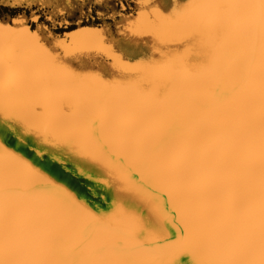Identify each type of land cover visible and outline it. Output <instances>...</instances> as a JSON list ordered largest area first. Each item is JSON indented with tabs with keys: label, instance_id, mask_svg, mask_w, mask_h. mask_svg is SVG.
Segmentation results:
<instances>
[{
	"label": "bare ground",
	"instance_id": "obj_1",
	"mask_svg": "<svg viewBox=\"0 0 264 264\" xmlns=\"http://www.w3.org/2000/svg\"><path fill=\"white\" fill-rule=\"evenodd\" d=\"M135 1L134 14L102 20L100 30L79 25L64 39L40 27L37 39L0 26V122L7 126L0 128V264H152L147 256L161 255L182 264H264V38L256 45L264 0ZM64 10L51 13L63 20ZM215 59L213 76L201 72ZM90 78L105 82L92 86ZM17 96H35L39 110L43 96L135 97L115 99L114 124L100 135L94 128L105 116L97 109L108 110L110 100L92 102L90 124L74 118L65 132L73 141L64 144L62 131L47 134V121L33 126L6 112ZM139 96H183L174 108L184 121L180 137L165 149L145 137L151 120L127 122L126 104L139 105ZM217 96L242 97L221 103ZM163 100V112L173 108ZM195 122L196 132L185 134ZM124 141L131 154L118 151ZM187 142L196 152L185 151ZM148 159L165 163L162 171L148 170ZM167 197L175 203L166 204L173 224L163 245L135 242V221L169 226L160 210Z\"/></svg>",
	"mask_w": 264,
	"mask_h": 264
},
{
	"label": "water",
	"instance_id": "obj_2",
	"mask_svg": "<svg viewBox=\"0 0 264 264\" xmlns=\"http://www.w3.org/2000/svg\"><path fill=\"white\" fill-rule=\"evenodd\" d=\"M191 3L194 5L193 0L191 1ZM188 7L190 8V3L188 5H186V7L184 9L185 12H186V10H188ZM0 26H3V29L5 27H9V28H13L17 31H21V30L26 29L27 31H24V32H28L30 35H33L34 37L36 36L35 38L38 39V37H41V35H39V33H38V29L32 28L30 26V24H28V22L22 18L13 19L11 22L0 21ZM81 28H91V29H98V30L101 29L100 27H81ZM259 35L260 36L258 38H256V45H259L260 41L264 38V32H263V34L259 33ZM61 37L63 38L64 36H61ZM244 37L248 41H251V39H252L251 35L246 31H245ZM34 42L39 43V44L43 43V41L42 42L34 41ZM174 42L180 43V41H174ZM175 51L176 52L174 54H180V52H178V50H175ZM161 55H163L165 57L166 51H165V53L164 52L161 53V51H160V57H161ZM122 59H123L122 61L128 65L143 64V62L141 60H140L141 62H139L138 59H136V60H126L124 58H122ZM151 61L156 62L157 60L153 59ZM144 62L147 63L149 61H144ZM218 62H219V60L215 59L214 61L208 63V65L205 68H203L201 70V72L206 71V72L211 74L210 70L212 67H214V66H212V64L216 63V65H218ZM46 66L49 68L48 65H46ZM237 68L238 67L236 65V67L231 69V70H234V72L237 73ZM231 70H229V72H231ZM224 73H225V70H224ZM189 77H190V75H188V78ZM90 79H95V78H90ZM191 79H192V77L189 80L191 81ZM136 80L139 81V79H136V78H132L130 81H136ZM173 81L177 87H180L182 85L181 82H183V80H180L181 82H178L175 79ZM104 82H105L104 78H100V80L95 79V81H93V82L90 81V83H92L90 85L97 87V86L102 85ZM132 85L134 86L135 83ZM43 97H44L43 98L44 108L42 110L37 109V107L35 106V105H37L35 96H17L16 98H19V99L17 100L15 107L8 109L6 112L15 111L14 112L15 114H17V113L21 114V117L23 118V120L27 124H32L33 126H35V125L36 126H42L43 122L47 121L46 127H44V125H43V128L45 129V131H49V132H47V134L52 135L51 133L53 131L60 130V131H62V136L59 138L63 139L62 143L69 144L68 142L73 141V137H71V133H65V132H67L66 131L67 128L71 127L70 125L73 122L74 118H76V119L81 118V120L86 119L87 120V121H85L86 127L88 124H90V119H89V118H91L90 117V108H91L90 106H91L92 102L96 101L98 103V105H100V104L104 105L107 100H110L109 101L110 107L108 110L102 111V108L99 109V107L97 109L101 112L99 117L102 118V116H105L104 123L100 124V122H98L94 128L95 134L100 135V134L104 133L105 130H108L111 127V123L114 124L115 111H114L113 107L111 108V106L112 105L117 106V104L115 103V99L122 98L124 103H129V101L132 100L135 96H98L97 100H95L94 96H60L59 98H57V96H43ZM185 97L187 99L189 98V100H190L191 97H193V96H185ZM198 97H200V96H198ZM205 97L210 98L211 96H205ZM217 97L222 100L221 103H223V102L232 103L235 100L241 98L242 96H217ZM139 98H140V104L137 106H132L131 104H126L127 105L126 109L128 111V114L126 115L127 122L132 124V125H135V123L138 122L137 119H140V118H141L140 121L141 120H145V121L151 120L152 122H151L150 126L148 127L150 131H148V132L145 131V134H146L145 137H149L148 139H150V141L157 140L161 149H165L166 147L171 145L174 142L173 141L174 138H175V140H176V138L179 139L180 136L178 134H176V131L179 129V123L181 121H183V119H181L179 117L178 113L175 111L176 109H174V108L176 107L177 99H182L183 96H167V98H166V96H139ZM1 99L2 98L0 96V100ZM163 99H167V101H168L167 103L170 104L169 106H171L173 108H171L169 111L163 112L162 104L166 103V102H164ZM196 101H198V100H196ZM72 104H75L77 107V112H75V113H73V111L71 110ZM87 105H89V107ZM173 105H175V106H173ZM171 110H173V111H171ZM188 113H190V112H188ZM53 116H55L56 119H54ZM191 116L195 117V121H196V118H197L196 115L194 114ZM185 119H186V121H188L187 120V114H185ZM2 123L0 122V128L7 127L4 124L2 127ZM69 123H70V125H69ZM71 128L74 129L73 127H71ZM131 128H132V126H131ZM196 129H197V123L195 122L194 124H191L187 128H185L184 133L189 134L191 132H196ZM68 134H70V135H68ZM49 138H50V136H49ZM1 140L2 139L0 138V141ZM126 142L127 141H124L123 143L119 144L120 148L118 147V151L120 152V154H126V155L131 154V152H132L130 149L131 143L128 146V144ZM3 146L6 147L7 145L4 144ZM191 146L192 145L190 142L186 143L185 151L187 153L189 151H190V153L196 152V151H192ZM7 147H6V149H7ZM146 147H148V150H151L152 148H154V146H151V148H149V146H146ZM147 153L151 154L152 157L154 156V154H152L149 151H147ZM143 158H147V157H143ZM150 159H148V160H150ZM32 162L33 161H31V163ZM151 163H152L151 160L148 163H146V167H148L147 168L148 170H150L154 167H158L156 163L155 164H151ZM183 164L186 166L188 164V161L185 160ZM164 165H165V163L160 164V166L157 168L158 173H160L162 171V169H163L162 167ZM183 168L184 167H182L181 169H183ZM49 179L50 178H48V180ZM33 181L37 185L41 184L43 187V183H42L41 179L33 178ZM187 198L190 201L189 197H187ZM163 199H164V202L162 201L161 206H160V210H161V212H163L166 215V217H168L169 226L168 227L161 226L159 221L157 220L156 222H153L152 227L147 225L146 226L147 229H145V226H144L145 224H143L144 221H139V222L135 221L132 224H130V226L140 230L139 234L137 236L132 234V237L134 238L135 242L140 241L141 243H144L145 246H146L145 241L148 239L154 240L155 242H158L159 245H163V243L165 242L164 240H166L167 237L162 236V233L164 232V230H166V232H164L163 234L168 235L167 230H170V224L171 225L173 224V220H172L173 216L167 210L166 204H168V202H172L174 204L175 202H174V199L172 197H167V198H163ZM31 207H32V205L30 206V208ZM110 211H108V212L103 211L102 217L105 215H108L110 213ZM161 216H163V215L161 214ZM129 223H130V221H129ZM143 226H144V228H143ZM147 230H149V231L153 230V233H152L153 235L150 237H147V235H145V232ZM131 244L132 243H129V245H131ZM119 250L122 251L120 257H124L126 255V252L122 248H119ZM171 253H172V251H171ZM162 256L163 255L156 256L153 258H150L147 256V258L149 259V261H150V259H152V260L154 259L152 264H182L180 261L176 262V259L172 260L170 258V256L166 255V257H164V258ZM234 257H235V255H234ZM146 264H148V262H146Z\"/></svg>",
	"mask_w": 264,
	"mask_h": 264
},
{
	"label": "flooded vegetation",
	"instance_id": "obj_3",
	"mask_svg": "<svg viewBox=\"0 0 264 264\" xmlns=\"http://www.w3.org/2000/svg\"><path fill=\"white\" fill-rule=\"evenodd\" d=\"M73 2L74 4H79L81 2L86 4L82 13L81 11H78L79 20L74 23L75 29H77L79 25L80 27H100L102 22H100V24L99 22L93 23L94 18L97 20L100 19L101 21L105 20L110 23L114 20L113 18L117 19L121 14L132 15V5H135L136 3L135 0H103V2L98 3L94 0H73ZM99 3H106L108 8L105 9V7H99ZM99 8H102V10H99ZM3 10L9 11V14L8 16L2 18L1 13ZM51 12V7L42 6L41 4L34 1H23L19 3L13 2L12 0H0V20L9 18L10 21H12L16 18H22L25 19L28 24L31 23L30 26L33 28L37 27L38 29L40 27L44 35H48L49 33L57 35L56 29L58 27L65 30V32L63 30L60 33L62 36H65L71 27L70 21L66 19L68 10L63 11L65 15V19L63 20H60V16V18L57 17V19H55ZM13 13L14 15H12ZM74 28L71 29V31L75 30Z\"/></svg>",
	"mask_w": 264,
	"mask_h": 264
},
{
	"label": "rangeland",
	"instance_id": "obj_4",
	"mask_svg": "<svg viewBox=\"0 0 264 264\" xmlns=\"http://www.w3.org/2000/svg\"><path fill=\"white\" fill-rule=\"evenodd\" d=\"M12 1L13 2H19V3L20 2H23V1H34V2H36V0H12ZM94 1H96L98 3V2H101L103 0H94ZM42 2H44L45 7H51L53 10L55 8H57V7H64L66 10H68V13L66 15V19L68 21H70V23H71L70 29H73L74 28V25H75L74 23L79 20V12L78 11H74V10L80 5V3L79 4H74L73 0H42ZM98 5H99V7L100 6L101 7H106V5H103L102 3H99ZM134 7L135 6L132 5V14L135 13ZM99 10H102V8H99ZM8 14H9V11L3 10L2 13H1V17L2 18L3 17H6V16H8ZM57 17L59 18V16H57ZM54 18L57 19L55 16H54ZM60 20H62V19H60ZM94 21H95L94 23H97L99 21V24L101 22L100 19L97 20L95 18H94ZM62 30H64V29L57 27V29H56V31H58L57 32L58 34L56 33L57 36H62V34H60L62 32ZM56 170L58 171V173H59V175L61 177L65 176V174L63 172H61L60 169H56ZM70 177L72 178V176H70ZM73 179L76 180V178H72V180ZM76 181H78V180H76ZM74 186L77 187V188H79V189H84L85 188L84 185H83V183L79 185V182H77V184L74 185Z\"/></svg>",
	"mask_w": 264,
	"mask_h": 264
}]
</instances>
